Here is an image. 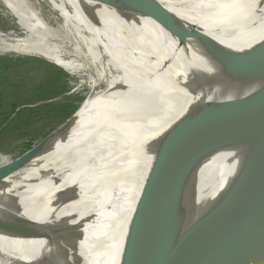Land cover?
I'll list each match as a JSON object with an SVG mask.
<instances>
[{
  "label": "bare ground",
  "instance_id": "bare-ground-1",
  "mask_svg": "<svg viewBox=\"0 0 264 264\" xmlns=\"http://www.w3.org/2000/svg\"><path fill=\"white\" fill-rule=\"evenodd\" d=\"M155 1L226 56L264 40V0ZM0 6L16 28L0 29V54L48 60L90 90L43 151L2 181L0 194L11 197L0 199V264H123L130 219L166 130L189 105L219 99L209 91L220 87L225 62L201 38L180 41L119 0ZM238 156L225 148L199 165L209 200L233 180Z\"/></svg>",
  "mask_w": 264,
  "mask_h": 264
},
{
  "label": "water",
  "instance_id": "water-1",
  "mask_svg": "<svg viewBox=\"0 0 264 264\" xmlns=\"http://www.w3.org/2000/svg\"><path fill=\"white\" fill-rule=\"evenodd\" d=\"M101 1L112 5V0ZM119 1L164 25L180 41L201 38L225 62L220 87L209 91L219 99L189 105L166 130L130 219L123 264H264V40L226 56L202 31L184 29L155 0ZM257 83L255 90L242 92ZM225 95L232 96L221 98ZM55 130L0 166V186L43 151ZM225 148L239 152V167L227 189L209 200L210 188L198 187V168ZM10 197L0 194V199Z\"/></svg>",
  "mask_w": 264,
  "mask_h": 264
},
{
  "label": "rangeland",
  "instance_id": "rangeland-1",
  "mask_svg": "<svg viewBox=\"0 0 264 264\" xmlns=\"http://www.w3.org/2000/svg\"><path fill=\"white\" fill-rule=\"evenodd\" d=\"M14 27L11 17L0 6V29L2 28V31L16 30ZM27 58H36L44 62ZM56 69L65 74L64 79L69 87L68 91L29 106L47 104L50 107L73 102L77 105L76 108H79L90 91L87 85L80 84L76 77L69 75L55 63L32 55L13 52L0 54V107L7 112L12 104L19 105L18 109L25 106L24 103L34 96V89L39 84L58 74ZM60 124V119L54 117L52 113L48 114L44 108L29 118L27 116L22 117L18 127L0 136V166L9 163L29 149L25 144L30 143V147L36 145ZM58 128L60 129V127ZM64 254L65 252L62 255Z\"/></svg>",
  "mask_w": 264,
  "mask_h": 264
},
{
  "label": "trees",
  "instance_id": "trees-1",
  "mask_svg": "<svg viewBox=\"0 0 264 264\" xmlns=\"http://www.w3.org/2000/svg\"><path fill=\"white\" fill-rule=\"evenodd\" d=\"M27 59H36V58H27ZM40 62H44L42 60L36 59ZM51 66V65H50ZM56 75H53L51 78L44 80L41 84H39L34 89V96L26 101L25 106L18 109L17 104H12L9 111L5 112V110L0 107V136L8 131H13L14 128L18 127L21 122V118L27 116L28 118L38 113L40 109L44 108L48 114H53L54 117L60 119L61 123H63L70 115L74 112L77 105L73 104V102H66L62 104H57L53 106L45 105H35L29 106L31 104L37 102H43L47 99H50L54 95L62 94L68 91L69 87L66 84V80L64 79V73L59 69L57 70ZM27 148H30L31 144H25Z\"/></svg>",
  "mask_w": 264,
  "mask_h": 264
}]
</instances>
